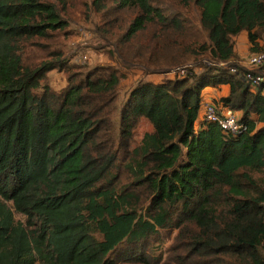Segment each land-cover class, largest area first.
Here are the masks:
<instances>
[{"label": "trees", "instance_id": "trees-1", "mask_svg": "<svg viewBox=\"0 0 264 264\" xmlns=\"http://www.w3.org/2000/svg\"><path fill=\"white\" fill-rule=\"evenodd\" d=\"M180 1L197 9L195 23L183 12L167 17L152 0H94L108 13L140 10L125 42L157 24L193 31L205 54L190 49L173 61L167 53L158 74L190 58L198 65L183 77L139 82L116 137L123 75L110 66L80 77L61 54L25 64V42L68 23L51 2L0 0V264H153L147 241L175 230L169 264H264V96L232 62L242 31L263 50L264 0ZM54 69L69 72L60 92L48 82ZM224 84L230 93L217 103L242 112L247 126L237 135L200 119L204 89ZM141 118L153 131L134 145Z\"/></svg>", "mask_w": 264, "mask_h": 264}, {"label": "rangeland", "instance_id": "rangeland-1", "mask_svg": "<svg viewBox=\"0 0 264 264\" xmlns=\"http://www.w3.org/2000/svg\"><path fill=\"white\" fill-rule=\"evenodd\" d=\"M40 1L55 4L68 25L48 38H35L25 42L24 63L35 67L44 61L58 59V55L61 54L70 68L72 67L71 72L78 73L80 77L93 68L110 66L116 68L119 74L123 75L118 87L116 108L112 115L116 137L119 132L120 111L131 90L141 81L177 76L175 73L165 76L157 73L160 65L165 63L167 53L172 55L173 61L181 60L183 55H189L190 49H198L200 55H205L202 54L201 43L195 42L197 38L193 31L191 33H178L173 29L162 31L157 24H148L146 29L138 32L130 42H125L123 37L134 18L140 13L138 8L127 7L108 13L106 10H97L94 0ZM152 2L161 8L167 17L183 12L182 17L191 18L193 23L197 19V9L192 5L185 8L180 0H152ZM108 5L117 7V0H108ZM172 40L176 41L171 42ZM195 62L197 61L190 58L186 65L192 67L198 65ZM176 69L173 67L171 70L176 71ZM195 71L199 73L202 69L197 67ZM68 76V71L54 69L48 73V82L55 91L60 92L67 87ZM151 131H153L152 124L146 118H141L136 129L134 145H139L145 134ZM147 203L143 205L146 206ZM140 212L145 217L148 215L144 209ZM15 218L23 222L27 219L20 213H15ZM176 233V230L173 233L162 231L159 237L147 241L145 251L152 257L153 264H157L154 259L160 258L162 264L171 263Z\"/></svg>", "mask_w": 264, "mask_h": 264}, {"label": "built area", "instance_id": "built-area-1", "mask_svg": "<svg viewBox=\"0 0 264 264\" xmlns=\"http://www.w3.org/2000/svg\"><path fill=\"white\" fill-rule=\"evenodd\" d=\"M189 68L190 65H186L177 68L176 71H172L168 75L175 73L177 76L183 77L187 74ZM237 69L238 67L232 66L231 72L236 73ZM262 69H264V50L255 52L250 56L249 68L245 75L251 89L254 92L260 91L264 96V74L260 71ZM200 119L219 124L226 135H237L247 129L236 111L212 100H202Z\"/></svg>", "mask_w": 264, "mask_h": 264}, {"label": "crops", "instance_id": "crops-1", "mask_svg": "<svg viewBox=\"0 0 264 264\" xmlns=\"http://www.w3.org/2000/svg\"><path fill=\"white\" fill-rule=\"evenodd\" d=\"M235 42V56L232 58V62L238 64L240 67H243L245 69L249 68V58L250 56L255 53V50L258 48H253L252 43L249 40L248 32L242 31L239 35L234 37ZM259 43V49L263 48L264 50V36L263 38L258 40ZM261 73L264 74V69L260 70ZM161 79L152 81L160 82ZM230 93V85L224 84L217 87L209 86L204 89L202 93V100H212L214 102L220 101L223 97L228 96ZM238 115L241 117L242 112H237ZM255 119H257V116H253ZM264 126V123H258V127Z\"/></svg>", "mask_w": 264, "mask_h": 264}]
</instances>
